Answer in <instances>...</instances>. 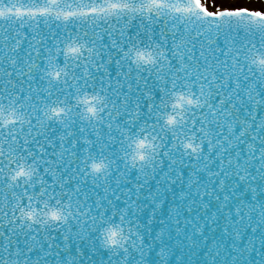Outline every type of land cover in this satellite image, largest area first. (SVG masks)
Here are the masks:
<instances>
[{"label":"snow or ice","instance_id":"6c2138e0","mask_svg":"<svg viewBox=\"0 0 264 264\" xmlns=\"http://www.w3.org/2000/svg\"><path fill=\"white\" fill-rule=\"evenodd\" d=\"M238 3L0 0V264H264V0Z\"/></svg>","mask_w":264,"mask_h":264},{"label":"water","instance_id":"95a60500","mask_svg":"<svg viewBox=\"0 0 264 264\" xmlns=\"http://www.w3.org/2000/svg\"><path fill=\"white\" fill-rule=\"evenodd\" d=\"M242 4H245V0H240V3L238 4H227L225 5L226 7H236V6H241ZM246 6H248L250 9H259L261 7L260 3L258 2H249L246 3Z\"/></svg>","mask_w":264,"mask_h":264}]
</instances>
